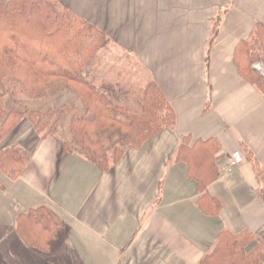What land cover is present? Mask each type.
I'll use <instances>...</instances> for the list:
<instances>
[{
    "label": "crops",
    "instance_id": "0c3cea01",
    "mask_svg": "<svg viewBox=\"0 0 264 264\" xmlns=\"http://www.w3.org/2000/svg\"><path fill=\"white\" fill-rule=\"evenodd\" d=\"M53 1L128 50L173 107L176 122L103 173L66 153L61 135L37 137L22 121L0 140V152L17 145L29 156L17 179L0 171V264H200L222 232H246L264 244V178H257L264 168V99L232 62L254 24L264 25V0ZM222 11L245 13L247 20L234 13L232 33L213 37ZM23 135L32 137L28 146ZM185 137L190 146L214 139L220 148L218 177L205 190L175 161ZM238 149L243 161L222 176L221 162ZM205 194L217 201V214L203 209ZM40 208L60 223V243H50L30 220L17 230L20 217ZM53 247L52 254L40 252Z\"/></svg>",
    "mask_w": 264,
    "mask_h": 264
},
{
    "label": "trees",
    "instance_id": "16d2710c",
    "mask_svg": "<svg viewBox=\"0 0 264 264\" xmlns=\"http://www.w3.org/2000/svg\"><path fill=\"white\" fill-rule=\"evenodd\" d=\"M48 2L54 1L0 0V140L28 121L40 138L60 133L66 153L79 155L100 172H107L126 151L138 149L172 128L176 122L173 107L153 81L135 91L124 79L94 77L90 66L98 52L111 43L109 37L66 7L56 16L45 4ZM262 58L264 25L256 24L249 38L236 47L233 64L237 75L258 86L254 87L264 99V86L251 68L254 60ZM53 86L73 92L81 111L76 105L58 110L27 109L26 100L47 96ZM7 103L16 110L5 109ZM62 123L66 125L63 133L59 129ZM190 143L189 137L181 140L175 161L185 163L199 191L205 190L218 177L220 148L214 139ZM9 156L12 159L5 157L10 160L5 171L15 179L26 155L17 148L11 149ZM257 178H264V168L258 169ZM202 198L206 199L202 202L205 212L217 214V201L208 194ZM25 220L43 228L50 243L56 245L63 239L60 223L43 208L20 217L18 231H24ZM30 246L41 249L37 242ZM54 250L40 252L52 254ZM200 264H264V244L246 232H222L213 252Z\"/></svg>",
    "mask_w": 264,
    "mask_h": 264
},
{
    "label": "rangeland",
    "instance_id": "374dc122",
    "mask_svg": "<svg viewBox=\"0 0 264 264\" xmlns=\"http://www.w3.org/2000/svg\"><path fill=\"white\" fill-rule=\"evenodd\" d=\"M31 1H34V0H31ZM45 4L48 7H50L51 10L53 9L54 13L56 12L55 13L56 16L60 14L61 7H65V6L60 5L58 3H55V2H48ZM66 8H68V7H66ZM44 12H47V10H44ZM234 13H235L234 11H230V12L229 11H222L220 13L219 24L213 29V32H212V34H214L213 37L217 36L218 32H220L219 35H221V36L232 33V31H230V27L232 26V23H234V20H233ZM235 14L237 15V19H239V17H240V19L242 18V19L247 20L245 13H242V12L238 13L237 12ZM220 23H221V25H220ZM254 25H256V23ZM218 29H219V31H218ZM193 38H196V37L191 36L190 39H193ZM248 38L249 37H247L246 39H248ZM196 41H197V39H196ZM190 44L191 43H189L190 52L191 53L196 52L197 51L196 50V44H191V45ZM110 45L111 44L107 45L100 52H98V54L96 55V58L93 60L91 66H90V69L92 72L94 71L100 78L110 77L109 80H112V81H115L117 79H120V80L124 79L125 81L130 83L129 86L131 87L132 90H135V91L139 90L148 81H153L150 78H148L147 74H145V70L141 66V64L138 61H134V59L130 57L128 50L125 51V49L118 48L115 45H111V46ZM211 45H212V40L210 41V46ZM248 46L252 47V44H249ZM211 49H212V47H211ZM209 51H211V50L209 49ZM208 61H209V59L206 58V62H208ZM214 62L217 64V67H219V68L224 67L225 61L215 59ZM233 67H234V64H233ZM235 68L236 67H234V69ZM251 68L254 71V73L256 74L255 76L259 77V82L264 86V59L262 58V60L261 59L260 60L259 59L254 60ZM235 72H236V69H235ZM102 74L105 76H101ZM241 81H243L244 84L246 83L247 85H250L247 82H245L244 80H241ZM250 86H252L253 90H255L257 92V94H259L258 90L254 87L256 85H250ZM256 87L258 88V86H256ZM73 100H78L73 92H71L69 90L61 91V89L53 86L51 88V90L49 91V93L47 94V96H45L43 98L28 99L25 102V106L27 107V109H29L31 111H45L47 109L58 110L63 105H77V103H75ZM9 105L12 106L11 103H7V105H5L4 108L9 109V110L10 109L16 110L15 108H11ZM78 108H80V106ZM78 108H77V111L80 112L81 110ZM31 128H32V126H31ZM65 128H66V125H64L62 123L60 128H59L60 132L63 133L65 131ZM32 130H33V128H32ZM10 133H12V132H10ZM33 133L35 134V136L39 137L34 132V130H33ZM58 134L60 135V133H58ZM28 137H29V135L28 136L23 135V136L19 137L20 141L25 142L24 144H22L23 146H28V142L30 141V139H32V137H30V138H28ZM5 138H3V139H5ZM18 146L21 148L20 145H18ZM17 148H18L17 145H13L9 149L0 152V171L3 174H7L5 171V165L8 161H10V160L5 161V157H10L9 151L11 149L17 150ZM234 153L238 154L241 158H242V156H245V154H244L245 151L242 149H238V150H236V152H233L230 155H232ZM25 155L26 156L24 157V167H25L26 162L29 158V156L27 154H25ZM229 156H227L221 162V164H223L224 161ZM10 159H12V158L10 157ZM19 175L20 174H18L15 179H17L19 177Z\"/></svg>",
    "mask_w": 264,
    "mask_h": 264
},
{
    "label": "built area",
    "instance_id": "2783aa9c",
    "mask_svg": "<svg viewBox=\"0 0 264 264\" xmlns=\"http://www.w3.org/2000/svg\"><path fill=\"white\" fill-rule=\"evenodd\" d=\"M242 161V158L234 153L230 155L223 164H221L222 176L229 174L234 168H236Z\"/></svg>",
    "mask_w": 264,
    "mask_h": 264
}]
</instances>
